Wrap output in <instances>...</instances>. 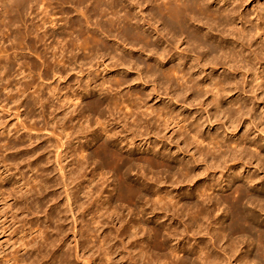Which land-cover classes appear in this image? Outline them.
<instances>
[{
	"label": "bare ground",
	"instance_id": "6f19581e",
	"mask_svg": "<svg viewBox=\"0 0 264 264\" xmlns=\"http://www.w3.org/2000/svg\"><path fill=\"white\" fill-rule=\"evenodd\" d=\"M49 1H54V3L61 8L64 6L66 8V6L71 5L75 10H78V8L79 11L85 9L87 15L85 13L86 18L84 19H86L88 24L91 23L90 21L95 20V17L102 21V23L99 21L96 24V19V26H92L97 27L99 24V33H97V30L96 32L91 29L89 30L91 34H85V36L91 37L88 38L91 43L92 40L96 42L92 43L93 49L91 51L89 50V52L92 53V57L90 58L91 60L92 58L97 60L94 61L96 62L94 63L96 67L103 68L102 70L105 73L111 75L115 74L116 76H114V80H112L114 83L110 80L112 77L109 79L106 77L107 79H105L104 82L99 83L94 80V89L98 88L102 93L103 89H101V87L103 88L106 84H112L111 86L114 87L115 82L118 88L119 85L123 87L126 86L129 83L128 78L122 75V77L119 76L124 72V74H135L136 77L134 79L136 82L138 81L140 86H146L149 91L153 92L157 97L160 96V87L163 85L158 82L159 80L165 81V83L168 84L165 88L166 99H169L168 101L172 103L176 102L178 108L181 107L178 101L181 93L178 94L177 91H174L175 87L172 89L173 85H176L179 90H182L183 94H186H184L186 97H183L184 103L182 108L186 106L191 110L195 102L198 107H200L197 108L198 110L193 113L191 117L190 115H186V113L183 114L174 111L171 109V104L165 105V107H158L157 109L148 108V106H146V100L149 95L143 94V98H141L142 96L137 94V92L135 93V91L132 92V96L134 95L136 97L139 95V99H142L144 103L141 100L139 101L143 104L137 102L138 99H136V101H134L137 102V105H135L136 103L134 101H130L132 103L134 102L131 108H129V105H126L128 103L127 99H122L123 101L127 100L123 102L121 101V97L123 96L119 98L115 96L118 100L120 99L118 102H123V104L126 103L125 107L124 105L121 107V104L118 102H112L110 104H114V107L112 106L114 109L117 108L116 116L119 114L122 115L121 117L119 115L117 119L121 121L119 125L122 124L123 131H121V133H130V136L124 137V139H126L125 141H127V146L134 144L138 137L144 140V134L140 131L143 129H145L144 133L147 135L148 139L152 135L155 137L161 136V140L166 141L169 139L168 132L173 131L171 134L173 139H177L178 143L182 141L185 151L187 150L186 152L189 153L190 149L195 148L196 152H194L193 155L191 154L194 160L190 162L186 160V158H181V155L184 153L183 147H178L179 153L177 156H174L171 152L169 154L162 152L165 151L163 150L164 147L162 148L161 146L162 141L160 146L158 145L159 143H152V151L148 150L147 153L143 151V155H137L134 151H130L127 154L116 151L114 147L117 143V137H119V128L111 127L109 120L108 122L107 120L102 121V118L106 116L105 113H103V103L99 100L91 99L92 101L89 100V102L85 104L91 113L97 115V117L101 119L98 120L96 117L99 121H95V123H97V126L94 124L96 128L92 129V131L88 129L91 132H89L90 136H86V143L88 146L94 144L92 156L97 159L99 158V162L103 161L106 167L112 168L110 171L113 172L116 183L109 190V198L104 201L102 200L104 194V189H102V187L106 183L101 185V189L98 187V184L93 188L92 185L96 183V178L98 179L100 176L94 172L92 178L88 179L86 181V186H84V189H86V194H84L87 195L89 203L87 202L88 205L86 206H84L85 203L84 205L78 204L79 201L76 199V195L82 191V188H80V190L76 189L77 186L81 187L82 182L79 181H81L80 179L83 177V175L81 174V176L79 173L84 169L85 171L87 170L88 167L86 166L90 164V160H93L92 156H90V154L88 156L84 155L86 152L84 146H79V151L76 148L78 152L75 149V151L71 149V147H67V144L70 142H68V140L67 142L64 141L67 136L65 130L62 131L65 129L63 126V129L60 128L61 130L57 133V130H52L53 132H51L47 129L45 131H49L48 134L59 138V146H54L56 150L54 163L63 179L61 184L57 183L58 187L64 189L65 207L61 208L62 206L58 203L61 195H57L52 199L45 197L46 192L49 189L55 190L57 185L47 187L45 185L48 181H38V178L34 174V171L38 172L42 167V163L39 162L40 160L38 161V158L33 161L36 152L30 153L27 158L23 157L22 160L9 154L11 152L21 151V149L24 148V141L22 142L23 138L20 137V132H24L29 140H32L39 139L40 136H42L41 132L44 131V129L40 130L39 128V130H37L36 128L35 130L34 126L31 125L33 128H30L31 126L28 127L25 123L23 124L22 115L24 116V113H21L20 110L25 104H22V100L20 99L21 94L19 96L11 94L9 96V102L16 105V110H9L10 108L7 104L1 107V111H7V116L20 122V126L14 128L13 132L10 129L11 126L9 127L10 124L8 125L7 123H3V121L1 122L0 182L4 184L9 179V175L13 170H18V174H11L13 178L20 176L16 182L14 181L15 186H17L16 189L14 188L15 186L12 187L13 189L9 192L4 189L8 192L5 198L4 192L1 193V203L4 205V207L1 208V234H4V236L9 234L12 227L19 223V217L24 215L26 211L32 213V204L36 206L37 215V211L42 212L46 204L52 203L55 206L54 215L44 212V216L48 222H56L59 224L55 228L50 226L42 229L41 225H38V223L36 225L37 227L23 228L22 231H16L14 229L12 233L8 235L9 237L6 242L4 241L5 243L1 244V261H4L6 264H50L52 262H54V264H73L71 258H73L75 254V257L78 260L81 259L83 264H138L139 262L142 264H224L223 262H225V264H264V13L260 11L262 2L258 5V0ZM49 1L7 0L8 3L4 6L3 3L5 0H2V9H4L3 12L1 11L2 14L0 15L1 22H3L4 19L2 17L3 15H8V19L6 18L8 21L9 17L11 18V15L13 16L12 13H16L17 19H10L12 21L10 22L9 20L10 23H8V25L5 22V25H7L6 27L10 25L13 30V27L18 26L16 23H20L18 20L19 18L27 15L29 11L36 12V9L44 2L48 4H43V7L47 5L51 6ZM4 4H6V2ZM221 4L222 7H220ZM259 6H261V8ZM53 7L54 6H52V9ZM40 8H42V6ZM252 8L256 15L253 20H249L247 19V17H249L248 12ZM55 9H57L56 6ZM65 12L67 15L70 13L69 10ZM81 12L82 11L79 13ZM45 13H47L46 10ZM45 13H43L44 18ZM37 17L40 18V15ZM54 18L56 17L52 16L50 18L48 14L47 18L41 20L43 24L37 25L39 23L35 24L32 22L34 25L31 26L35 27V30L33 28H28L29 30L22 32L17 27L18 30H14L13 38L10 42L18 47L19 44L22 45V42L26 39L34 42L33 44L35 46L43 43L44 39H46L44 38L46 35L49 36V34H52L50 36L53 37L55 34L58 22H56V24ZM22 19L23 18H21V20ZM73 19L72 21L70 20L72 22L71 26L79 29L78 33L88 26L87 23H85L86 26H84L78 18H76L75 22H73ZM70 21L68 23H70ZM236 21H239V23ZM41 25H43V28L49 25L51 27L50 30H52L50 31L51 33L48 32L44 36L42 33L39 34L42 31L39 30L40 32H36V29H41ZM88 27L90 28L91 26ZM11 28L9 27V29ZM45 29L48 31V28L45 27L43 30ZM58 30L56 32H58ZM67 30H69V28ZM117 30L122 31H119V37L121 36L120 38L123 39L126 46H129L131 49L139 48L145 54L148 52L146 75H142L145 71L142 74L139 71H133V68L138 69V67L132 66V60L130 61L131 65L128 62L129 59L128 61L125 60L126 56H124V53L127 51L123 45L121 46L123 49L117 48L120 52L122 50V54L119 55L120 57L115 55L118 58L116 60L115 56H112L116 61L111 58L110 64L106 63V54L107 59L110 54H114L111 53L113 50V42L111 46L109 44L108 46L106 44L107 42H104L103 37L106 33L108 34ZM61 31L64 32V30ZM71 31H69V33H71ZM37 33L44 37H39ZM83 34L84 32H81L78 35L82 37ZM61 35L57 36L60 38ZM48 36L46 37L48 38ZM68 36H70V34ZM61 37H66V35L63 34ZM72 37L70 36L69 40L67 37V40H65L66 38H62L63 40L60 38L61 41L57 43L62 45L61 47H58L59 45L57 46L56 42H53V44H56L54 46L55 48L57 47L58 50L53 49V46H51L52 40L50 42L51 44L49 43L52 47V52L57 53L59 48L64 49L66 47L63 48V46L66 45L62 44L64 40L67 42L66 49L69 48V43L70 50L74 45V47L76 46L81 52H88L89 43L81 42V40H74ZM114 39L115 38H113V40ZM24 43H27V40ZM108 43H110V41H108ZM43 44L46 45L45 42ZM95 44L99 45L98 49L97 47L94 48V46H97ZM15 46L13 47L15 48ZM114 46L115 45H113V48L116 49ZM13 47L10 48L13 49ZM74 47L72 50L75 49ZM10 48L2 49L0 63L1 81H8L5 87L1 86V88L8 94L13 91L11 90L12 83L10 84L13 69L2 67V65L4 62H11L9 56H6ZM130 48H127L129 49L128 53L131 50ZM48 50L49 49H47V51ZM132 50L131 52H133ZM68 51L66 52V50H64L63 52L60 50L58 53L61 54L62 52L67 54L71 52ZM117 51H115V53ZM100 52L103 53L100 54ZM120 52L118 51L117 54ZM74 53L76 52L74 51ZM71 54L73 55V53ZM57 55L54 54V58H59V56L55 57ZM75 55L78 57L77 53L74 54L72 58H75ZM74 60H76V58ZM91 60L89 63L93 62ZM176 61H178V63L174 64ZM60 62L58 63L60 64ZM62 62L61 65L66 61ZM126 62L130 66L126 64ZM70 63L73 64V62ZM133 63L135 62L133 61ZM33 66L36 67L37 64L33 62ZM64 66H66L65 63ZM92 67L93 66L89 69H92ZM50 68L51 67L47 66L46 69L49 71L51 70ZM52 70L55 71L53 68ZM221 70H223V72L219 74ZM209 71L211 76L207 79L205 76V79L202 78V75H206ZM150 78H154L151 80L152 83L147 81ZM92 81L93 80L90 82ZM162 87L164 88V86ZM17 90L23 93L27 90H32L33 92H31V95H33V98L35 95L38 101H35L34 104L39 103L40 105L41 103L40 106L43 107V109L44 104L48 102L43 95L45 90L43 84H36L34 78L26 82L25 85L23 84L17 88ZM54 92L57 98L61 94L58 91ZM92 92L93 91H91V94ZM80 93L81 91H79V93L72 92V94L69 92V94L67 93L68 95L63 96H61V94L60 96L62 99L61 97L57 99L60 101V104L62 103V110L65 116L68 115L66 111H70V109L76 107L77 105L75 103L84 97L83 95L85 94ZM188 93H190L189 96H187ZM22 96L23 95H21V97ZM107 98L109 99L106 95V99ZM111 98L112 97H110V99ZM110 99L109 102H111ZM33 107L34 105L27 104L26 109L32 111L34 110ZM209 107L214 109L212 113L213 116L209 114L207 110ZM122 108L126 112H123V110H121ZM142 108H146V110L141 112ZM110 110H112V108H109L108 113ZM46 111L44 110V114ZM200 111L207 114L208 126L215 130L213 133H210L209 136L203 134L200 120L198 121L197 119L196 113ZM118 112L119 114L117 115ZM189 113L191 114L192 112L189 111ZM110 114L109 116H113L115 113L113 114L112 112L113 115ZM213 117L215 121H219V123L225 119L224 122H222V125L225 127V134H219L218 127L214 125L215 121H213ZM191 118H193V121L189 123ZM113 119L111 120L114 121ZM131 120L133 123L130 126L129 123ZM116 124L117 122L115 125ZM57 127L58 126H55L56 129H58ZM230 128H232V131H230ZM183 130L184 132H181ZM186 130L187 133H185ZM232 132H234V134ZM191 134L193 135L189 136ZM5 139L8 140L5 141ZM204 145H206V147H204ZM64 148L69 149L65 151L63 156V152H60ZM157 149L158 151H156ZM75 154H80L82 157V160L78 163V173H76L78 175L71 170L72 172L70 175L67 174L69 177H66L63 161L67 158L70 159L72 156L74 157ZM196 155H198V157H196ZM209 159H211L210 162ZM134 163H144L149 165L152 169H162L163 172H167L166 174H170V178H175V181L171 179L169 182L167 178L169 177L168 175L166 177L168 180L167 182H164L165 178L161 179L157 177V179L151 178L152 185H147L145 182L140 183L141 180L139 178L132 179L130 176ZM192 163L195 165V170L191 169ZM230 163L232 164L230 165ZM223 166L227 172L222 178L219 177L220 179H218L216 175L218 173L223 174ZM24 169H27V172H24ZM253 169H256V171H253ZM204 176L207 177L203 179L202 184L190 191L186 189V191L184 190L181 194H174L177 187L174 188L173 191L170 190L173 185V187H181L182 184L192 183L197 178H202ZM209 176H212L213 179H210ZM225 176L227 179H225ZM107 181L108 179L106 182ZM224 182H226L228 191H223V193H217L219 195H215L216 189L220 192L224 189L222 185ZM164 183L169 184L165 191L158 188L160 184L162 185ZM72 187L76 188L75 191ZM107 187H109V183H107ZM2 188L1 186V191H3ZM149 195L155 198L151 204L152 214H154L153 218H156L153 223L149 222L148 219L143 220V222H126L121 218L118 219L120 226L114 229V221L120 217L118 210L112 208L114 204L119 202L138 209L137 203L141 200H145L147 204L149 203L150 199L148 200L147 198ZM36 196L37 198H35ZM180 197L181 199L178 200ZM192 198H196L197 202L193 203L190 201ZM31 199H33V201L30 203ZM11 201H14V205L10 204ZM75 204L76 207H74ZM23 206H25V209ZM213 206L219 213L222 209L221 206H224V209H222L223 211L221 210L223 214L221 216L216 215L212 217V215L216 213V211H214L215 213L213 214ZM139 212L144 213V207ZM86 213H88V216H91V224H86L85 222L84 224L86 225H83L79 232L77 231L76 233L75 230L78 223L77 214L86 215ZM169 213L171 214V218L168 219L171 221V224H164V226L159 227L160 225H157L158 220L167 217ZM185 216L188 217V221L186 220L187 223L183 221L186 227L181 231L175 224V220L180 218L183 219ZM222 216L225 221H222ZM211 217L214 218V226L211 225L213 222H210L209 225L207 224ZM68 218H71L74 225H76L74 229L75 250L72 248L74 253H71L72 250L71 247H69L67 239H63L65 233L63 227ZM9 223L11 224L8 225ZM206 224L208 226H206ZM195 225L197 226L196 230L193 229ZM225 225L226 229L224 228ZM20 229L22 228L20 227ZM203 231H206V233L204 232L205 234H203ZM52 232H55L54 236H56V239L51 235ZM182 232H186V234L191 232L193 241L181 239L180 234ZM77 234L80 235V239H77ZM146 234L148 235L147 239L145 238ZM207 237H211L212 241L214 240L213 243H210L211 241L209 238L208 241L210 242H206ZM116 240H119V245L115 242ZM175 240H177L176 244L172 245L171 243ZM247 242H249V244H246L248 250L246 253L242 254V249H244L243 246ZM216 246H218L219 249H217ZM94 248L96 249L95 252L98 253L97 258L99 260H96L94 253L91 254V250H94ZM11 249L12 251L11 253L9 252V255L2 256L3 253ZM21 252L27 253L30 257L20 258L18 254ZM81 252L85 257L81 256ZM86 254L89 255L86 257ZM116 257L119 258L116 260ZM155 257L156 260H154Z\"/></svg>",
	"mask_w": 264,
	"mask_h": 264
},
{
	"label": "rangeland",
	"instance_id": "374dc122",
	"mask_svg": "<svg viewBox=\"0 0 264 264\" xmlns=\"http://www.w3.org/2000/svg\"><path fill=\"white\" fill-rule=\"evenodd\" d=\"M47 1V0H46ZM49 1V0H48ZM255 1H257V0H255ZM6 2V4H4ZM5 2L3 3L2 2V0H0V15L2 14L1 13V11L3 12V9H2V7H3V5L5 6V5H7V0H5ZM43 2V1H42ZM261 2H262V8H261V6H259L261 9H260V11L261 12H263L264 13V0H258L257 1V3H258V5H260L261 4ZM2 3H3V5H2ZM49 3H51L50 5L51 6H49V5H47V6H45V7H43L44 5L43 4H48L47 2H44L43 4H41V6H42V8H40V7H38V9H36L37 11L35 12H32V11H29L28 12V14L27 15H25V16H23V17H21V18H23L22 20H21V18H19L18 20L20 21V23H16L18 26H15V27H13V25H12V27H13V30H12V28H11V26L9 25L8 27H6L7 25H8V23H10L12 20H14V19H17V15H16V13H12L13 14V16L11 15V18L9 17V20L10 19H12V20H10V22H9V20L7 21V19H8V15L6 14V16L5 15H3L2 17L4 18L3 19V22H1V16H0V63H1V51H2V49L3 48H10V47H13V46H15V44H13V43H11L10 41L12 40V36H13V33H14V30H16L17 29V27H18V29L20 30V31H22V32H25L26 30H29L28 28H30V29H34L35 30V27H32L33 25H34V23L35 24H37V23H39V24H37V25H40L41 23L43 24V22L41 21V20H44L45 18H47V16H48V14L50 15V18L53 16V17H56V18H54L55 19V23L56 22H58V27H56V30H55V34H54V36L53 37H51L50 35H52V34H49V36L48 35H46L48 32H50V31H52V30H50L51 29V27L49 26V25H46L45 27L46 28H48V31L45 29V30H43L44 28H43V25H41L42 27H41V29H36V32H40V31H42V32H40L39 34H43L44 36L46 35V36H48V38H50V39H48L46 36L44 37L43 35L41 36V35H39L38 33H37V35L39 36V37H44V38H46V39H44V42L46 43V45H44L43 43H41V44H39V45H34L33 43L34 42H31L30 40H28V39H26L27 40V43H24V42H26V40L25 41H23L22 43V45L21 44H19V47L18 46H15V48L13 47V49H9V52H7V54H6V56L8 55L9 56V58H10V60H11V62L10 63H7V62H4L3 63V65H2V67H6V68H12L13 69V71H12V77L10 78L11 79V81H10V84L12 83V85H11V90H13L12 91V93H10V94H8L6 91H4L2 88H1V86L2 87H5V85L7 84V80H2L1 81V75H0V129H1V122L3 121V123H7L8 125H9V127H10V129L13 131L14 130V128H16V127H18V126H20V122H18L17 120H15L14 118H10L9 116H7L8 114H7V111H1V107L2 106H4V105H7L8 104V107L10 108L9 110H12V111H15L16 110V105L15 104H13V103H11V102H9V96L12 94V95H23L22 97H21V95H20V99L22 100V104H25L23 107H22V109L20 110L21 111V113H24V116L22 115V120H23V124L25 123L28 127H30L31 125L32 126H34L35 128V130H36V128H37V130H39V128H40V130H43L44 129V131L43 132H41V135L42 136H40V138L39 139H32V140H29V138H28V136L24 133V132H20V137H22L23 138V140H22V142H23V145H24V148H22L21 149V151H18V152H11V153H9L10 155H14V156H16L17 158H19L20 160H22L23 159V157L24 158H27L28 157V155H30V153H32V152H36V154H35V157H34V159H33V161H35L37 158H38V161L39 162H41L42 163V167H41V169H40V171H38V172H36V171H34V174H35V176L38 178V181H40V180H44V182H47V184L45 185V186H47V187H50L51 185H57V183L58 184H61L62 183V181H63V179H62V177H61V173H59V170H58V168H57V166H56V164L54 163V160H55V156H56V154H55V149H54V146H59V138L58 137H56V136H51L50 134H48V132L49 131H51V132H53L52 130H54V131H56V133L57 132H59V130H61V129H63L62 128V126L65 128V129H63L62 131H64L65 130V134H66V136L67 137H65V139L66 140H64L65 142H67V140H68V142H70V143H68L67 144V147H71V149H75L76 151H77V149H78V151H79V148L80 147H82V146H84V148L86 149V152H85V154L84 155H86V156H88L89 154H90V156H92V149H93V147H94V144H92L91 146H88V144L86 143V141H87V139H86V136L88 135V136H90V133L89 132H91L92 131V129H94V128H96L95 127V125L97 124V123H95V121L97 122L98 120H100L98 117H97V115H94L93 113H91V111L89 110V108L87 107V105L85 104L86 102H89V100L90 101H92V100H99L100 102H102L103 103V113H105V115L107 116H105L104 118H102V121H106L107 120V122H108V120H109V124H111V127H117V129L119 130H117L118 132H119V137H117V143L115 144V149H116V151H119L120 153H122V154H127L128 152H130V151H134L135 152V154H137V155H143V153L145 152V153H147V151L148 150H150V151H152L151 149H152V143H159L158 145L160 146V144H161V141H162V144H161V146H162V148H163V150H165V151H162V152H165L166 154H169L170 152L171 153H173L174 154V156H177L178 155V147L180 146V147H183V155H181V158H183V159H185L186 158V160H188V161H190V162H193V158H192V155H193V153L194 152H196V148L195 149H190L189 151V153L188 152H186L185 151V149H184V144H183V142L182 141H179V143L177 142V139H173V136L171 135L172 134V132L173 131H169L168 132V137H169V139H167V141L166 140H161V136L160 137H155V136H150L149 137V139H148V137H147V135H145V133H144V131H145V129H143V130H140L141 132H143L142 134H144L143 135V137H144V140H143V138H141L140 139V137H138L137 139H136V141L134 142V144H132V145H128L127 146V141H125L126 139H124V137H128V136H130L129 134L130 133H128V134H125L124 132L123 133H121V131H123V129H122V124H120L119 125V123H121V121H119V120H117L119 117V112L117 113V115L118 116H116V109H114L113 107H114V104L112 105V104H110V103H112V102H115V103H117L118 101H120V99L118 100L117 98H119V97H121V96H123V97H121V101H123V100H125V99H127L126 101L129 103H125L126 105H129V108H131V106L132 105H134V102L136 101V99H138V101L137 102H141L142 101V99H139L140 98V96H142L143 94H145V95H149V96H147V100H146V106H148V108L150 107L151 109L152 108H155V109H157L158 107H165V105H170L171 104V109H173L174 111H176V112H181V113H183V114H185L186 113V115H193V113H195L198 109L197 108H200V107H198V105H197V103L195 102L194 103V105L192 106V108H191V110H189L186 106H184V108H182V105H183V103H184V96L186 95L185 93V95L183 94V92H182V90H179V88H177L176 87V85H173L172 86V89H174V87H175V89H174V91H177V93L179 94V93H181V95H180V97L178 98V101H179V103L181 104V107L180 108H178V106H177V104H176V102H169L168 100L169 99H166L167 97H166V92H165V88L168 86V84L167 83H165V81H161V80H159V82L158 83H161V84H163V85H161V87H160V91H159V94H160V96L159 97H157L156 95H154V93L153 92H150L149 91V89L146 87V86H140L139 85V83H138V81L136 82V80L134 79L136 76H135V74H124V72H122V74H120L119 76L120 77H124V76H126L127 78H128V80H129V83L126 85V86H120L119 85V88L116 86V82H115V84H114V87L113 86H111L110 84H106V86L104 85L103 86V88L101 87V89H103V91H102V93L99 91V89L97 88V89H94L93 88V86H95V82H94V80H96L97 81V83H99V82H104V80L105 79H109V78H111L110 80H111V82H112V80H114V76H116L115 74H109V73H105L102 69L103 68H98V67H96L95 66V64L94 63H96V62H94V61H97V60H94L93 58H92V60H91V58L90 57H92V53H90L89 52V50L91 51L92 49H93V46H92V43H96L95 41L93 42V40H92V43H91V41H89V39L88 38H91V37H89V36H85V34L86 35H89V33H90V31L89 30H91V29H93V30H97L96 32L97 33H99V24L97 25V27H92V26H96V24L100 21V19L98 18L97 19V17H95L94 19L95 20H93V21H90L91 23H87V21H86V19H84V18H86V16H85V13H86V10L85 9H83V10H80V11H82L81 13H79L80 11H79V8H78V10H75V8H73V7H71V5H68V6H66V8H65V6L63 7V8H61V7H59L56 3H54V1H49ZM54 4H56V5H54ZM52 6H54L53 7V9H52ZM55 6L57 7V9H55ZM49 7V8H48ZM51 7V8H50ZM68 7V8H67ZM220 7H222V4L220 5ZM44 8H45V10L47 11V13L48 12H50V13H45V10H44ZM64 8H65V10H64ZM44 11H43V10ZM80 9H82V8H80ZM23 10V9H22ZM39 10V11H38ZM67 10H69V15H67L66 14V12L65 11H67ZM43 11V13H45V18H44V14L42 13L41 14V12ZM62 11V12H61ZM251 11V12H250ZM249 12H248V16L249 17H247V19H249V20H253L254 18H255V13H254V10H253V8L250 10ZM83 12H84V14H83ZM40 13V14H39ZM65 13V14H64ZM251 13V14H250ZM31 14V15H30ZM37 14V15H36ZM40 15V18H42V19H40V18H38L37 16H39ZM86 15H87V13H86ZM36 16V17H35ZM42 16V17H41ZM75 16V17H74ZM82 16H83V18H82ZM12 17H14V18H12ZM7 18V19H6ZM74 18V19H73ZM76 18H78L83 24H84V26H86L85 25V23H87V25L88 26H91L90 28L87 26V27H85L86 29H83V31H80L79 33H83L84 32V34H83V36L82 37H80L78 34V31H79V29H76V28H73L71 25H72V19H73V22H75V20H76ZM36 19H40V20H36ZM53 19V18H52ZM57 19V20H56ZM84 19V20H83ZM96 19H97V22H96V24H95V21H96ZM32 20H34V21H32ZM71 20V21H70ZM90 20H92V19H90ZM17 21V20H16ZM23 21V22H22ZM24 21H26V22H24ZM37 21V22H36ZM70 21V23H68ZM103 21H104V19H103ZM5 22L7 23V25H5ZM22 22V23H21ZM32 22H34V23H32ZM101 23H102V21H100ZM236 22H238L239 23V21H236ZM2 23V24H1ZM25 23V24H24ZM68 23V24H67ZM93 23V24H92ZM57 24V23H56ZM65 24V25H64ZM70 24V25H69ZM92 24V25H91ZM32 25V26H31ZM59 25H61V26H59ZM67 25V26H66ZM31 26V27H30ZM64 26H65V28H64ZM9 27L11 28V29H9ZM40 27V26H39ZM61 27V28H60ZM67 27V28H66ZM60 30V32H59V30ZM62 28H64V29H62ZM69 28V30H67ZM84 28V27H83ZM97 28V29H96ZM17 29V30H18ZM67 31H66V30ZM72 31H71V30ZM75 29H76V31H75ZM9 30V31H8ZM40 30V31H39ZM58 30V32H56ZM61 30H64V32L66 33H64V32H62ZM85 30V31H84ZM86 30H88V31H86ZM92 30V31H93ZM13 31V32H12ZM69 31H71V33H69ZM75 31V32H74ZM122 32L121 30H117V31H113V32H111V33H106L105 34V36L104 37H107V38H104L103 36V40H104V42L108 45H110L111 46V43L113 42V44H112V52L111 53H114V54H110L109 56H108V59H107V54H106V56H105V60L107 61L106 63H109L110 64V60H111V58H112V56L114 57L115 55H118L117 57H120L119 55L120 54H122V50H121V52H120V50H118V49H123V47L124 48H126V51L127 52H125L124 53V56H126V58H125V60H127L128 61V59H129V64H130V61H131V63H132V66L134 65V67H138V69H135V68H133L132 66V68L134 69L133 71H139L142 75H146L147 73V69H146V63H147V61H148V57H147V55H148V52H146L147 54H145L144 52H142L139 48H136V49H131L129 46H126V44H124V42H123V39L122 38H120L119 37V33L120 32ZM5 32V33H4ZM45 34H44V33ZM94 32V31H93ZM96 32H94V33H96ZM51 33V32H50ZM67 33H68V35L70 34V36L72 37L73 35V39L74 40H78V41H80L81 40V42H87V43H89L88 45V52H85V51H83V52H81L76 46L74 47V45L72 46V44L70 43V45L72 46L71 47V50H72V48L74 47L75 49H73L76 53H74V51L72 50H70V46H69V43H68V49H66L67 48V42L65 41V40H67V38H68V40H69V37L70 36H68L67 35ZM4 34H5V36H4ZM62 34V35H61ZM63 34L64 35H66V37H61V36H63ZM91 34V33H90ZM117 34V35H116ZM59 35H61L60 36V38L62 39V38H66L65 40H64V42L62 43V44H66V45H64L63 46V48L64 49H60L59 48V51L60 50H62L63 52H64V50H66V52L69 50V51H71V52H69V53H67V54H65V53H62L61 52V54H59L57 51V53H58V55H57V53H55V52H52L53 50H52V47L51 46H53V49H57V47L55 48V46L54 45H56L57 44V46L59 45L57 42H60L61 40H60V38L58 37ZM76 35H78V36H76ZM108 35V36H107ZM122 35V34H121ZM4 36V37H3ZM91 36V35H90ZM117 36V37H116ZM56 37V38H55ZM59 39H58V38ZM78 37H79V39H78ZM51 38H53V39H51ZM108 38H110V39H108ZM113 38H115L114 40H113ZM83 39V40H82ZM47 42H46V41ZM53 40V41H52ZM55 40V41H54ZM57 40V41H56ZM59 40V41H58ZM63 40V39H62ZM106 40H108V41H110V43H108V41H106ZM49 41V42H48ZM52 41V42H51ZM13 42V41H12ZM52 43V45L50 46L49 45V43ZM53 42L55 43L56 42V44H53ZM50 43V44H51ZM80 43V42H79ZM91 43V44H90ZM81 44V43H80ZM98 44V43H97ZM97 44H95V45H97ZM13 45V46H12ZM16 45H17V43H16ZM21 45V46H20ZM91 45V46H90ZM108 45V46H109ZM113 45H115L114 47L120 52L119 54H117V50L116 49H114L113 48ZM123 45V47H121ZM62 45H59L58 47H61ZM49 47V48H48ZM51 47V48H50ZM97 47V49H98V47H99V45H97V46H94V48H96ZM119 47H121V48H119ZM136 47H138V46H136ZM185 47H186V45H185ZM127 48H130L133 52H131V50H130V52L129 53H131V54H129L128 53V51H129V49H127ZM183 48H184V46H183ZM47 49H49L48 51H47ZM137 49H139V50H137ZM38 50V51H37ZM58 50V49H57ZM117 51L116 53H115V51ZM135 50V51H134ZM137 50V51H136ZM114 51V52H113ZM141 51V52H140ZM124 52V51H123ZM52 53V54H51ZM71 53H73V55L71 54ZM78 53V57H76V55H75V58H76V60H74L75 58H72V56L74 57V54H77ZM101 53H103V52H100V54ZM144 53V54H143ZM54 54H56L57 56H55V57H58L59 56V58H54ZM64 54V55H63ZM66 55V56H65ZM90 55V56H89ZM116 56H115V58H116V60L118 59ZM66 58V59H65ZM71 58H72V60H71ZM115 58H112V59H114V61H116L115 60ZM131 58V59H130ZM58 59H60V60H58ZM63 59V60H62ZM65 59V60H64ZM57 60H58V62H64V61H66V62H64L65 63V65L66 66H64V63L61 65V62H60V64L57 62ZM67 60H69L70 62H73V64L72 63H70L69 61H67ZM90 60L91 61H93V62H91V63H89L90 62ZM46 61H47V63H46ZM54 61H56L57 62V65H56V62H54ZM133 61L135 62V63H133ZM33 62L34 63H36L37 64V66L36 67H34L33 66ZM69 62V63H68ZM52 63V64H51ZM67 63V64H66ZM89 63V64H88ZM178 63V61H176V62H174V64H177ZM126 64H128L127 62H126ZM128 64V65H129ZM46 67H45V66ZM131 65V64H130ZM129 65V66H130ZM47 66L48 67H51L50 69L51 70H47L46 68H47ZM57 66V67H56ZM91 66H93L92 67V69H89ZM62 67V68H61ZM52 68L56 71H53L52 70ZM81 70V71H80ZM143 70V71H142ZM51 71V72H50ZM59 71V72H58ZM91 71V72H90ZM83 72V73H82ZM220 73L219 74H221L222 72H223V70H221V71H219ZM56 73V74H55ZM57 75V76H55V75ZM122 75V76H121ZM61 78H60V77ZM204 76L206 77V79L207 78H209L210 76H211V73H210V71L209 72H207V74L206 75H202V78H204ZM59 77V78H58ZM107 77V78H106ZM34 78V80L36 81V84H43V88L45 89L44 90V92H43V95H44V97H45V99L46 100H48V102H46L45 104H44V109H43V107H41L40 105H41V103H40V105H39V103L38 104H34V102L35 101H37V98L35 97V95H34V98H33V95H31L32 93L31 92H33L32 90H27L25 93H23V92H18V90H17V88H19L20 86H22L23 84L25 85V83L26 82H28V81H30V80H32ZM154 78H150V79H148L147 81H149L150 83H152L151 82V80H153ZM205 79V78H204ZM91 80H93L92 82H90ZM93 85H92V84ZM112 83H114V82H112ZM22 84V85H21ZM16 85H18V86H16ZM89 86V87H88ZM110 86H111V88H110ZM162 86H164V88L162 87ZM82 88V89H81ZM55 89V90H54ZM80 89V90H79ZM3 90V91H2ZM83 90V91H82ZM105 90V91H104ZM113 90V91H112ZM54 91H58V92H60L61 94V96H63V95H68L69 94V92L72 94V92H77V93H79V91H81V93L82 94H85V95H83L84 97H82L80 100H78L75 104L78 106H76V107H73L72 109H70V111H66V114H68L67 116H65V113H64V111L62 110V103L60 104V101L59 100H57V99H60L59 97H61L60 95H59V97L57 98V97H55L56 96V93L54 92ZM69 91V92H68ZM91 91H93L92 92V94H91ZM97 91V92H96ZM135 91V93L137 92V94H140V96L138 97V96H132V92H134ZM140 92V93H139ZM68 93V94H67ZM80 93V94H81ZM90 95H89V94ZM142 93V94H141ZM25 94V95H24ZM183 94V95H182ZM106 95H107V97H109V99H110V97H112L110 100H111V102H109V99L107 98L106 99ZM136 95V94H135ZM144 95V96H145ZM190 95V93H188L187 94V96H189ZM53 96H54V98H53ZM115 98H114V97ZM182 96V97H181ZM92 97V98H91ZM146 97V96H145ZM186 97V96H185ZM36 98V99H35ZM97 98V99H96ZM99 98V99H98ZM131 98V99H130ZM141 98H143V96L141 97ZM61 99H62V97H61ZM92 99V100H91ZM103 99V100H102ZM123 99V100H122ZM88 100V101H87ZM135 100V101H134ZM139 100H141V101H139ZM52 101V102H51ZM126 101H123V102H126ZM130 101H134L133 103L132 102H130ZM38 102V101H37ZM123 102L122 103H120V102H118V103H120L121 104V107L124 105V107L126 106L125 104H123ZM137 102H135L136 104L135 105H137ZM143 103H144V101H142ZM141 102V103H142ZM108 105H107V104ZM132 103V104H131ZM142 103V104H143ZM27 104L28 105H34V110H32V111H30L29 109H26V107H27ZM104 104H105V106H104ZM141 104V105H142ZM179 104V105H180ZM119 105V104H118ZM36 106V107H35ZM113 106V107H112ZM120 106V105H119ZM139 106H140V103H139ZM145 106V107H146ZM60 107H61V109H60ZM87 107V108H86ZM120 107V108H121ZM109 108L111 109L112 108V110H110L109 111V113H108V110H109ZM182 108V109H181ZM58 109H60V110H58ZM119 109V108H118ZM44 110L46 111V113L44 114ZM115 112H114V111ZM121 110H123V108L121 109ZM144 110H146V108L144 109V108H142L141 109V112H144ZM207 110H208V112H209V114H211L212 115V113L214 112V109L213 108H211V107H209V108H207ZM63 111V112H62ZM119 111V110H118ZM189 111H191L192 113L190 114L189 113ZM62 112V113H61ZM110 112H111V114H110ZM112 112H113V114L115 115V118H114V115L112 114ZM123 112H126V111H124L123 110ZM129 112H130V110H129ZM129 112H127V113H129ZM14 113V112H13ZM87 113V114H86ZM109 114L110 115H113V116H109ZM72 116V117H71ZM122 115H120V117H121ZM196 116L198 117L197 119H198V121L200 120V125H201V128H202V130H203V134L205 135V136H209L210 135V133H213L215 130H213V128L212 127H210V126H208V121H207V114L205 113V112H203V111H200V112H198V113H196ZM213 116V115H212ZM27 117H29V118H27ZM52 117V118H51ZM96 117L98 118V120L96 119ZM112 117V118H111ZM192 117V116H191ZM8 118H10V119H8ZM110 118V119H109ZM114 118V119H113ZM222 118V117H221ZM111 119H113L114 121H112ZM52 120H54V121H52ZM133 120V119H132ZM130 121V126H131V124L133 123V121ZM225 120V119H224ZM224 120H222L221 121V123H219V121H215V118L213 117V121H215V123H214V125H215V127L217 126L218 127V132H219V134H225L226 133V131H225V127L222 125V122H224ZM8 121V122H7ZM102 121H100V122H102ZM191 121H193V118H191V120L189 121V123L191 122ZM99 122V121H98ZM117 122V124L115 125V123ZM89 123H90V125H89ZM95 124V125H94ZM25 125V126H26ZM58 126L57 128L58 129H56L55 128V126ZM89 125V126H88ZM115 125V126H114ZM119 125V126H118ZM146 125V124H145ZM30 127V128H33V127ZM90 126H91V128H90ZM97 126V125H96ZM89 127V128H88ZM55 128V129H54ZM61 128V129H60ZM85 128V129H84ZM49 130V131H45V130ZM91 130V131H89V130ZM232 128H230V131H232L231 130ZM85 130H86V132H85ZM177 130V129H176ZM66 131H67V133H66ZM14 132V131H13ZM84 132V133H83ZM181 132H184V130L183 131H181ZM87 133V134H86ZM185 133H187V130L185 131ZM233 134H234V132H232ZM0 134H1V131H0ZM241 134V133H240ZM79 135V136H78ZM162 135V134H161ZM187 135V134H186ZM193 134H191V135H189V136H192ZM188 136V135H187ZM81 137V138H80ZM85 137V138H84ZM156 138V139H155ZM123 139V140H122ZM8 140V139H7ZM6 139H5V141H7ZM70 140V141H69ZM141 140H143V141H141ZM171 140V141H170ZM189 140H192V139H189ZM72 141V142H71ZM0 144H1V136H0ZM23 145H22V147H23ZM151 145V146H150ZM80 146V147H79ZM204 147H206V145H204ZM77 148V149H76ZM141 148V149H140ZM150 148V149H149ZM69 149V148H68ZM68 149H63V150H61V152L60 153H62L63 152V156H64V154H65V151H67ZM136 149V150H135ZM74 150V151H75ZM141 150V151H140ZM77 151V152H78ZM144 151V152H143ZM156 151H158V149L156 150ZM137 152V153H136ZM192 154V155H191ZM94 156H92V159L93 160H90L89 161V165L88 166H86V167H88L87 168V170L85 171V169L84 170H82L81 171V173H79L80 175L82 174L83 175V177H81L82 179H80L81 181H79V182H82V185H81V187H78L77 186V189L76 188H74L75 186L74 185H72V186H74V187H72V189L74 188V191H75V189L76 190H80V188H82L81 190V192L79 193V194H77L76 196V199L79 201L78 202V204L80 203V204H82V205H84V203H85V205L84 206H86V205H88V203H89V199L87 198V195H85L86 193V189H84L85 187L84 186H86V181L88 180V179H90V178H92V176H93V174H94V172L96 173V174H98V175H100L99 177H98V179L96 178V183L95 184H93L92 185V187L94 188L97 184H98V187L100 188L101 187V185L103 184V183H106L103 187H102V189H104V194H103V197H102V200H107L109 197L108 196H110V193H109V190H110V188L111 187H113V185L116 183V181L114 180V176H113V172H111L110 171V169L112 170V168L111 167H106V165L105 164H103V161L101 162H99L98 161V159L97 158H93ZM196 157H198V155H196ZM0 159H1V157H0ZM66 159V158H65ZM64 160V159H63ZM82 160V157L80 156V154L79 155H77V154H75V156L73 157H71L70 159L69 158H67L66 160H64L63 161V165H64V171H65V173H66V177L68 176L69 177V175H70V173L72 172L71 170H73L74 172H75V174L76 173H78V171H77V169H78V163L80 162ZM210 160L211 159H209V162H210ZM139 164V165H138ZM138 164H136V163H134L133 165H132V172H131V178L132 179H137V178H139L141 181H140V183H142V182H145L147 185H152V182H151V178H156L157 179V177H159V178H165V180H164V182H167L168 180H169V182H170V180L172 179V181L174 180L175 181V178H170V174L168 173V174H166L165 172H163V170L162 169H152V168H150V166L149 165H147V164H144V163H138ZM232 163H230V165H231ZM192 166H191V169L192 170H195L194 168V163H192L191 164ZM66 166V167H65ZM72 166V167H71ZM109 169V170H108ZM223 174H220V173H218L217 175H216V178H218V179H220V178H222V176H224L225 174H226V172H227V170L224 168V166H223ZM201 171H202V169H201ZM253 171H256V169H253ZM24 172H27V169H24ZM158 172V173H157ZM230 172H232V171H230ZM0 173H1V161H0ZM18 174V170H13L11 173H10V175H9V179H10V181H9V179L4 183V184H1V182H0V264L2 263V264H6L4 261L2 262L1 260V244L2 243H5L6 242V240H7V238L9 237L8 235L10 234V233H12V231L15 229L16 231L17 230H23V228L24 229H26V228H31V227H37L36 225L38 224V225H41V227H42V229H45V228H48V227H50V226H53L54 228L59 224V223H56V222H48V220L45 218V213L47 212V213H49V214H52V215H54V213H55V210H54V208H55V206L52 204V203H49V204H46L45 206H44V210L42 211V212H40V211H37V215H36V206L34 205V204H32V213L31 212H28V211H26V213L24 214V215H21L20 217H19V223H17L15 226H13L12 227V229L10 230V232H9V234H7V235H5L4 236V234H1V208L2 207H4V205L1 203V193L2 192H4V194L6 195H4V198L5 197H7V194L6 193H8L10 190H12L13 188L12 187H14L15 186V183H14V181L16 182V180L18 179V177L20 176H17L16 178H13L12 177V175L13 174ZM162 173V174H161ZM164 173V174H163ZM198 173V172H197ZM12 174V175H11ZM67 174H69V175H67ZM166 174V175H165ZM76 175H78V174H76ZM81 175V176H82ZM106 175V176H105ZM155 175V176H154ZM169 175V177H167ZM85 176V177H84ZM173 176V175H172ZM76 177V176H75ZM166 177L168 178V180L166 179ZM176 177V176H175ZM207 177V176H206ZM205 176L204 177H202V178H197L194 182H190V183H188V184H182L181 185V187H179V186H175V187H171V191H173L174 190V188H176L177 190L175 191V193L174 194H181V192H183L184 190L186 191V189H188L189 191L190 190H192L193 188H196L197 186H200L201 184H202V182H203V179L204 178H206ZM220 177V178H219ZM87 178V179H86ZM145 178V179H144ZM158 178V179H159ZM209 178L210 179H213V177L212 176H209ZM86 179V180H85ZM108 179V181L106 182V180ZM150 179V180H149ZM225 179H227V177L225 176ZM50 180V181H49ZM83 180V181H82ZM98 182V183H97ZM226 182H227V180H226ZM226 182H224V183H222V185L224 186V189L220 192L218 189H216V193H215V195H219V194H221V193H223V191H228V188H227V186H226ZM54 183V184H53ZM107 183H109V187H107ZM14 184V185H13ZM166 183H164V184H160L159 186H158V188H160V189H162V190H166V187L169 185V184H166ZM100 185V186H99ZM1 186L3 187L2 188V190L3 191H1ZM16 187L17 186H15L14 188L16 189ZM6 191H8V192H6ZM101 189V188H100ZM219 191V192H218ZM85 193V194H84ZM217 193H219V194H217ZM46 196V198L48 197V199L50 198V199H52V198H54L55 196H57V195H61V198L58 200V203H60V205L62 206L61 208H64L65 207V199H64V189L63 188H61V187H58V185H57V187H56V189L54 190V189H49L47 192H46V194H45ZM96 197V196H95ZM213 197V196H212ZM217 197V196H216ZM35 198H37V196L35 197ZM148 200L150 199V201H149V203L147 204V202L145 201V200H141L140 202H138L137 203V207H138V209L137 208H134L133 206H131V205H128V204H123V203H119V202H117L116 204H114L113 205V207L112 208H114V209H116V210H118V212L120 213V217L119 218H117V220H115L114 221V229L115 228H118L119 226H120V222L118 221V219H121L122 218V220H124V221H130V222H136V221H140V222H143V220H149V222H152L153 223V221H155L156 220V218H153L154 217V214H152V210H151V207H152V201H154L155 200V198L154 197H152V195H149L148 197ZM72 199H73V197H72ZM181 199V197L178 199V200H180ZM197 199L196 198H192V199H190V201H192L193 203H196L197 201H196ZM33 201V199H31L30 200V203ZM88 202V203H87ZM184 202V201H183ZM182 202V203H183ZM182 203H181V205H182ZM10 204H13L14 205V201H11L10 202ZM3 205V206H2ZM146 205V206H145ZM74 207H76V204H75V206ZM144 207V209H145V212L144 213H140L139 211L142 209ZM23 208L25 209V206H23ZM139 208H140V210H139ZM212 208V207H211ZM221 208L222 209H224V206H221ZM6 209V208H5ZM213 214L215 213L214 211H216V213H215V215H212V217L213 216H216V215H219V216H221L222 214H223V210L221 211L220 210V213L219 212H217V210H215L216 208H214V206H213ZM34 211V212H33ZM45 212V213H44ZM139 212V213H138ZM218 213V214H217ZM33 214V215H32ZM123 216V217H122ZM224 216V215H223ZM222 216V217H223ZM77 217H78V223H77V228H76V230H75V232L77 233V231L79 232V230H80V228L83 226V225H86V224H89L90 223V219H91V216L89 215L88 216V213H86V215H83V214H77ZM210 218V220L207 222V224L209 225V223L210 222H213L211 225L212 226H214L215 225V223H214V218ZM142 218V219H141ZM168 218H171V214L169 213L168 214V216L167 217H165V218H162L161 220H158V222H157V225H160L159 227H162V226H164V224L165 225H169V224H171V221L168 219ZM186 220L188 221V217L187 216H185V217H183V219L182 218H180V219H176L175 220V224L180 228V230L182 231L185 227H186V224L184 225L183 223L184 222H186ZM121 221V220H120ZM181 221H182V223H181ZM184 221V222H183ZM222 221H225V219H224V217H223V219H222ZM86 222V224H84ZM187 223V222H186ZM11 223H9L8 225H10ZM23 226H26V227H23ZM91 224V223H90ZM206 224V226H208ZM182 225V226H181ZM22 228V229H20V227ZM184 226V227H183ZM75 227H76V225H74V223L72 222V219L71 218H68V220L65 222V224H64V227H63V229H64V231H65V233H64V236H63V239H67V242L69 243V247H71V250H72V248L75 250V243H74V229H75ZM91 227H92V225H91ZM181 227H182V229H181ZM196 228H197V226L195 225L194 226V230H196ZM225 229H226V225H225V227H224ZM223 228V229H224ZM224 229V230H225ZM199 230V229H198ZM36 231V230H35ZM56 232V231H55ZM55 232H52L51 233V235L52 236H54L55 235ZM206 233V231H203V234H205ZM147 234H146V236H145V238L147 239ZM192 233L191 232H189V234H186V232H182L181 234H180V238L181 239H185V241H193L192 240ZM199 237V236H198ZM210 239V241H208L209 239ZM54 239H56V236H54ZM77 239H80V235H78L77 234ZM207 240H206V242H210V243H213V241H212V238L211 237H207L206 238ZM244 239H246V238H244ZM92 240H94V239H92ZM5 241V242H4ZM80 241H82V240H80ZM119 240H116L115 242L117 243V245H119V242H118ZM176 242H177V240H175V241H173L171 244L172 245H175L176 244ZM246 244H249V242H247V243H245L244 244V246H243V248L244 249H242V254H244V253H246V251L248 250V247H246ZM92 246V245H91ZM217 247V249H219V247L218 246H216ZM5 250H6V248H5ZM74 250H72V252L71 253H74ZM11 251H12V249L11 250H7L5 253H3L2 254V256H5V255H9L10 253H11ZM92 252H91V254H93L94 253V255H95V258H96V260H99L97 257H98V253H96L95 251H96V249L94 248V250H91ZM10 252V253H9ZM81 254V256H84V254L81 252L80 253ZM19 255V257L21 258V257H30L27 253H25V252H21V253H19L18 254ZM87 255H89V254H86V257H87ZM76 255L74 254V256H73V258H71V260H72V263L73 264H83V262H82V260L80 259V260H78L76 257H75ZM85 257V256H84ZM119 258V257H118ZM117 257H116V260L118 259ZM153 259V258H152ZM163 259V258H162ZM154 260H156V257H155V259ZM98 262V261H97ZM127 263V262H126ZM224 264H225V262H223ZM50 264H54V262H52V263H50ZM138 264H142V263H138ZM235 264V263H234Z\"/></svg>",
	"mask_w": 264,
	"mask_h": 264
}]
</instances>
